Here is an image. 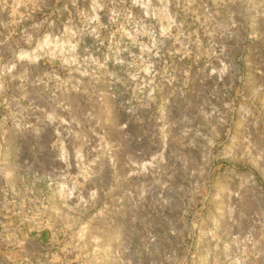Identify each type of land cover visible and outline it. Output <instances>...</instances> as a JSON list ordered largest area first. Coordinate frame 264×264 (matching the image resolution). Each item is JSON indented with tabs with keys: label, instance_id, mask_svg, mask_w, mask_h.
I'll return each mask as SVG.
<instances>
[{
	"label": "rangeland",
	"instance_id": "1",
	"mask_svg": "<svg viewBox=\"0 0 264 264\" xmlns=\"http://www.w3.org/2000/svg\"><path fill=\"white\" fill-rule=\"evenodd\" d=\"M0 264H264V0H0Z\"/></svg>",
	"mask_w": 264,
	"mask_h": 264
}]
</instances>
